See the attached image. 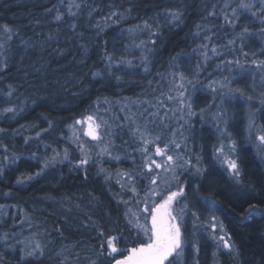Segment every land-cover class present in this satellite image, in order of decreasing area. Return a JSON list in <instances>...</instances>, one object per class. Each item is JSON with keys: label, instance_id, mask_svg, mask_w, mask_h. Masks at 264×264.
I'll use <instances>...</instances> for the list:
<instances>
[{"label": "snow or ice", "instance_id": "obj_1", "mask_svg": "<svg viewBox=\"0 0 264 264\" xmlns=\"http://www.w3.org/2000/svg\"><path fill=\"white\" fill-rule=\"evenodd\" d=\"M64 4L65 0H60V5ZM110 7L115 8L116 6L110 5ZM73 8L76 11H73ZM84 10H87L88 17H92L93 13L98 11V6L92 7L88 4V0H68L66 13L68 17L73 18V22L68 24L69 29L75 31L78 28L79 25L75 21ZM47 11L49 13L55 11L54 20L58 23L65 22V12L60 8L54 6L53 9ZM132 11L131 8L125 9L124 12L110 11L92 27L97 29V35H99L105 28L111 27L112 23L126 22L128 18L126 13L130 15ZM205 11L206 19L222 17L224 25L233 29L240 27L241 19L245 18L247 14L250 23L259 22L261 27L257 31L261 37H264V0H223V3L219 5L214 3L211 5V10L205 8ZM161 15L168 25L178 26L183 23L184 12L181 6L176 9L166 8L163 13L157 14V18L144 19L141 23L126 29L129 38L133 41L131 46L142 50V55L139 58L140 63L134 65L132 60L124 58L115 60L111 54L105 52L103 59L106 64V72H92V77H103L105 74L111 76L114 63L129 68L140 67L145 74H151L152 57L158 41L163 36L162 26L158 22ZM215 27L216 25L210 23L196 25L197 31L194 36L202 37L204 43L192 50V54H199V62L190 74H186L182 70L181 61L191 59L192 54L176 53L169 58V69L157 73L156 87H152L150 81L149 89L144 92L143 97L131 100L124 97L97 96L85 109L87 115L73 118L71 124L65 125L72 132V136L67 139L76 146V150L80 154V158L74 164L70 159L68 149H64L62 154L53 150L51 157L42 158L36 153H32L28 158L37 160L41 167L35 173H21V177L15 181L16 184L36 181L45 174L47 169L65 161L73 164L77 170L85 169L86 179V166L93 162L94 157L96 160H100L104 156L111 160L121 159L119 155H113L116 138H120L122 134L126 133L133 145L132 153L127 155V158L131 159L135 165L133 169L117 171L112 174L107 169L100 167L97 175L101 173L104 175L105 184L111 185L114 181L119 186V192H112L111 188H109V192H111V198L116 201L117 208L121 205L124 206L122 213L124 225L130 233H135V238L130 241L129 237L124 235L123 230L106 227L107 224L112 223L111 213L104 209L103 201L93 196L92 201H95V204L92 205L91 201L89 203L92 207L103 210L104 217H106L105 222L100 223L93 219L94 213L86 214L85 219L80 221L79 227L86 229L89 235L95 233L92 239L97 243L86 247L83 246L84 242L82 241L69 242L67 245L61 243L59 251L48 255V260H51L54 255L57 264H187L189 251L199 252V246L189 239V236L195 233L187 232L185 221L190 216L193 227H197L199 223L202 231L208 233L209 238L215 242L214 257L223 249L226 250V255L233 264H239L241 249L231 239L230 234L225 231L219 218L212 214L207 221L200 222L202 213L199 209L207 208L215 212L220 210L218 209L219 202L202 196L200 193L201 184L194 185L192 183L193 180L205 178L208 169L203 164V156L189 148V136L185 133L191 129L193 117L200 116L203 120L206 114H211L218 133V144L213 145V157L222 164L226 163L228 179L234 181L235 185L241 186L237 191L240 192L243 202L247 204V208L241 215H255L257 212L264 215V198H261L259 203H251V200L257 198L256 188L254 185L243 183L242 161L237 155L238 144L233 139V133L229 130L230 116L225 107V104L236 100L250 103L254 99H258L260 105L264 106V91L255 93L257 82L260 88H264V59L258 58V55H264V49H261L259 54L255 52L249 54L243 51L245 47L243 40L256 35L248 25L243 26L233 39L228 40L224 46L229 49L228 54L239 51L244 57V62L241 63L240 58H234L222 60L221 65L227 67L230 72L232 68H235L238 75L250 76L252 79L250 90L255 95H245V89L233 88L235 76L226 77L222 81L212 80L206 86L212 92V100L204 107L199 108V112H197L194 110V95L201 83L199 77L204 71L203 66L212 57H220L224 54L219 46L211 43L216 37ZM0 34L6 37L3 42H0V49H3L13 36L19 35V29L7 24L0 25ZM141 36L148 38L139 39ZM237 38L242 42L239 49L235 48ZM137 39H139L138 43H136ZM21 44L26 47L31 46L23 39H21ZM221 65H217V68H221ZM9 67L7 62H0V80H3L2 73L9 70ZM35 71L40 72V69L37 68ZM114 79L119 81L122 80V77L114 76ZM22 86L23 84L7 86V91L3 92V96L9 98L6 103H11L10 98L13 96L17 97L18 102L13 106L0 109V119L14 120L25 110L18 95ZM72 95L75 97L79 94L73 93ZM32 103L35 104L36 101L33 100ZM133 105L136 106L135 111H132ZM262 110L264 108L249 109L247 131L250 138L258 141L256 144L257 154L264 159V125L256 124L257 113ZM120 113H124V115L121 117ZM47 123L48 127L36 131L35 137H25V144H29L33 139L39 140L42 135L48 134L55 127L54 121L49 120ZM30 127L34 130L36 125ZM23 128L24 126L21 125V129ZM0 134H7V129L0 128ZM82 136L91 137L95 144L86 147ZM124 143L128 144L129 141H124ZM44 147L47 149L49 145L45 144ZM0 150L7 153L0 158V177H3L6 169L21 161L22 154L17 155L10 152L8 145L3 143H0ZM137 155L139 157L138 164L136 163ZM232 156H236V158L233 159ZM5 161L7 163H4ZM261 188H264V184H261ZM2 195L8 197L11 192H3ZM125 196L127 199L124 198ZM42 199L51 200L62 207L72 203L68 198H61L59 201L54 197ZM75 206L80 207L79 204ZM6 207V205L0 204V222H3V218L9 215L5 211ZM21 211L22 216L14 218V224L20 227L21 232H23L24 225H27L28 229L43 228V232L33 231L30 239L16 240L15 244L10 241L16 237V232L0 233V247L5 250L0 252V264H8L6 257L13 252L18 256L16 264H41V260L46 257L48 250L47 244L36 241L37 236L58 237L61 241L67 239L64 235L65 226L68 225L67 219L60 220L58 226L49 229L45 227L46 220L41 221L32 213ZM120 218L118 215L115 222L117 226ZM141 219L144 220V223H141ZM130 242L135 246L118 247V245H127ZM77 248H79V252L73 254V250ZM260 255L261 259L256 264H264V252ZM195 264H199V260H196Z\"/></svg>", "mask_w": 264, "mask_h": 264}, {"label": "trees", "instance_id": "obj_2", "mask_svg": "<svg viewBox=\"0 0 264 264\" xmlns=\"http://www.w3.org/2000/svg\"><path fill=\"white\" fill-rule=\"evenodd\" d=\"M67 3L68 0H65V4L61 6L60 0H0V25L7 24L19 29V35L13 36L5 44V47L0 49V62H7L10 66L9 70L2 73L3 80H0V109L13 106L18 102L17 97L13 96L10 98L11 103H6L9 98L4 97L3 92L7 91L9 84H23L18 95L25 109L14 120L0 119V128L7 129V134H0V143L8 145L10 152L17 155L22 154L21 161L6 169L5 175L0 177V204L6 205L5 209L10 213L16 209V213H12L14 218L20 217L16 205L21 209L23 207L26 212L32 213L39 220H46L45 227L49 229L58 226V222L62 219L68 221L64 232L66 240L50 242L52 240L43 235L35 238L38 242L51 243L50 248L52 249L46 252V257L42 258L41 264H57L54 255L51 260H48L47 256L59 251L61 243L67 245L69 242L82 241L85 247L97 243L96 240L92 239L95 233L89 235L86 229L79 227L80 221L85 219L86 214L94 213L93 219L100 223L105 222L106 217H104L103 210L92 207L95 204V201H92L93 196L103 201L104 209L111 213L112 223L107 224L106 227L123 230L124 235L128 236L130 241L135 238V233H130L124 225L122 218L124 206L121 205L117 208L116 201L111 198L109 188L115 192L114 188L117 189V187L113 185L114 183L105 184L102 177L94 178L89 175L94 168L88 167H92L94 161L86 166V179L85 169L72 168L67 161L47 169L45 174L36 181L25 184L15 183L21 177V173L31 174L39 170L40 163L37 160L28 159L32 153L41 157V152L47 151L50 147L59 149L63 144L67 147L71 160L80 158L76 146L67 139L71 136L65 125L71 124L73 118H81L87 115L85 109L97 96L130 98L146 90L144 85L136 87L134 83L129 84L130 82L126 80L135 77V75H142L143 69L140 67L129 68L114 63L111 76L105 74L103 77L95 78L91 74L88 77L83 75L82 68L90 70V73L95 72V70L105 73L106 64L103 59L105 52L111 54L115 60L124 58L132 60L134 65L139 64L142 50L131 46L133 41L125 30L141 23L144 19L157 18V14L163 13L166 8L176 9L182 6L184 12L182 24L178 26L175 24L168 25L162 15L158 18V22L162 26L163 36L156 45V51L152 57V69L157 67L159 73L165 72L169 69L171 56L180 52L192 54L193 49L204 43L202 37L194 36L197 31V24L210 23L216 25L214 29L216 37L211 43L219 46L224 54L220 57H212L203 66L204 71L199 77L201 83L194 95V110L199 112V108L204 107L212 100L210 89L201 91L207 85L208 80L222 81L226 77L235 76L238 79L235 80L232 87L245 89V95H253L250 90L252 84L250 76L238 75L235 68H232L230 72L227 67L221 65L222 60L234 58H240L241 63L244 62V57L239 51L228 54L229 49L224 47L228 40L233 39L243 26L248 25L256 35L243 40L245 45L243 51L249 54L254 52L259 54L261 49H264V37H261L257 31L261 25L258 21L250 23L247 14L245 18L241 19L240 27L235 29L224 25L222 17L206 19L205 8L211 10L212 4L219 5L223 3V0H88V4L92 7L98 6V11L93 13L92 17H88L87 10H84L75 21L79 25L75 31L68 27V24L73 22V18L67 16ZM110 5L116 7L112 8ZM54 6L65 12L64 23H58L54 20L55 11L51 13L47 11L53 9ZM128 8L133 9V11L130 15L126 13L128 17L126 22L112 23L111 27L105 28L103 32L97 35V29L92 25H95L101 17L110 11L124 12ZM73 11L76 9L73 8ZM147 38V36L139 37V39ZM5 39L6 37L0 34V42ZM21 39L27 41L28 45L31 46L26 47L21 44ZM139 39L136 40V43L139 42ZM241 43V40L237 38L235 48L239 49ZM198 57L199 54H192L191 59L181 61V68L186 74L194 71L199 62ZM258 58L264 59V55H258ZM217 65H221V68H217ZM37 68L40 69V72L35 71ZM114 76H121L122 80L118 81L114 79ZM261 91H264V88H260L257 82L255 93ZM73 93L79 95L74 97ZM33 100L36 101L35 104L32 103ZM225 107L230 116L229 130L233 133V139L238 144L237 155L242 161L243 183L255 186L257 198L250 202L259 203L260 199L264 198V188H261V184H264V159L257 154L256 142L250 140L248 132L243 131V127L240 126V122L244 124L246 121V118L242 116V119L240 115L248 113L250 108H264V106L260 105L259 100L254 99L250 103L236 100L225 104ZM209 117L211 114H206L201 121L198 116L193 117L191 119L192 127L188 131L189 135L187 134L189 136V148L203 156V164L208 169L205 178L193 180L192 183L194 185L201 184L200 193L202 196L219 202L218 209L220 210L215 212L207 208L199 209L202 213L200 222L207 221L212 214L216 215L223 223L225 231L230 234L231 239L241 249L239 264H256L261 259L260 254L264 252V215L259 212L255 215H241L247 208V204L243 202L240 192L237 191L241 186L235 185L234 181L228 179L229 173L226 171V163L222 164L213 157V145L218 144V133L212 126L213 121L208 120ZM49 120L55 122V129L46 135H42L39 140L33 139L29 144H25V137H35L36 131L48 127L47 121ZM256 124L264 125V110L257 113ZM21 125L24 126L23 129H21ZM31 125H36V128L33 130ZM57 132L60 134L57 135ZM45 144L49 145L47 149L44 147ZM42 147L44 148L43 151ZM6 154L0 150V158ZM210 157L213 159H209ZM233 157V159L236 158V156ZM138 161L136 158V162ZM121 164L124 165L121 168L128 170L135 166L132 160H124ZM95 166L96 164H94ZM113 170L115 169L113 168ZM9 191L11 192L10 196L4 197L2 195L3 192ZM189 195L191 196V192ZM44 197H54L57 201L61 198H68L72 203L62 207L51 200L42 199ZM124 198L127 199V196ZM90 201L92 205H90ZM76 204H79L80 207L77 208ZM34 209L36 211H33ZM118 215L121 218L117 226L115 222ZM185 222L188 233L192 232L193 229L196 233L201 230L199 223L197 227H193L190 216L186 218ZM26 228L24 225L23 232H21L20 227L14 224V219L9 217H4L3 222H0V233L13 231L17 233L16 237L10 241L13 244L16 243V240L25 238L27 231L28 235L33 231L43 232V228ZM196 236L199 241V264H204L208 257L207 248L212 244L204 236L203 231H200ZM27 238L29 237L27 236ZM119 246L133 247L135 245L130 242L127 245ZM4 251L0 247V252ZM77 252H79V248L73 250V254ZM225 256L223 254L224 261L233 264L232 260ZM6 258L8 264H16L18 256L13 252Z\"/></svg>", "mask_w": 264, "mask_h": 264}, {"label": "rangeland", "instance_id": "obj_3", "mask_svg": "<svg viewBox=\"0 0 264 264\" xmlns=\"http://www.w3.org/2000/svg\"><path fill=\"white\" fill-rule=\"evenodd\" d=\"M194 68V67H193ZM195 69V68H194ZM206 75V74H205ZM236 79H238V77H236ZM235 79V80H236ZM212 80H214V79H212ZM212 80H208L206 83H207V85L209 84V82L210 81H212ZM237 83V82H236ZM234 88H236V87H234ZM253 95H255V93H253ZM255 100H258V99H255ZM136 110V106L135 105H133L132 106V111H135ZM242 110V109H241ZM120 115H121V117L124 115V113H120ZM209 115V114H208ZM241 116V118H242V116H243V118H246L245 120V123L243 124L242 122H240V126H242L243 127V131H247V125H248V113H245L244 115H240ZM239 116V117H240ZM242 118V119H243ZM198 119L201 121L202 119L200 118V116H198ZM208 120H212L211 119V117H209V119ZM212 126L213 127H215V124H214V122H212ZM259 126V125H258ZM87 126L85 125V128H86ZM69 130V129H68ZM216 130V129H215ZM28 132V131H27ZM69 134H70V136H72V132L69 130ZM248 132V131H247ZM186 135L188 134L189 135V133L188 132H186L185 133ZM82 139L86 142V144H85V146L87 147V146H92V145H94L95 144V142L94 141H92L91 140V137H88V136H82ZM124 141H129V143L128 144H125V143H122V142H124ZM197 142V141H196ZM255 142H256V144L258 143V141H256L255 140ZM198 143V142H197ZM188 144H189V141H188ZM132 147H133V145H132V143H131V141H130V137L126 134V133H124V134H122V136L120 137V138H116L115 139V148H114V150H113V155H119L120 157H121V159L120 160H111V159H109L107 156H104V157H102L100 160H96L95 159V157L93 158V161H94V163H93V165H92V167H88V168H100V167H103L101 164L105 161H108V162H110L111 163V165H105L106 167H112L113 166V168L115 169V170H113V168L112 169H108V168H105V169H107L109 172H111L112 174H115L117 171H122V170H128V169H125V168H121L122 166H124V165H122L121 163H123L124 162V160H131V159H129V158H127V155L128 154H131L132 153ZM44 150V148L42 147V151ZM53 150H56V151H59V152H61V154L63 153L61 150H59V149H55L54 147H50L47 151L45 150V151H43V152H41V154H42V158L43 157H51L52 155H53ZM98 150V149H97ZM225 151L227 152V149H225ZM232 158H234L233 156H232ZM137 159L139 160V157H138V155H137ZM209 159H213L212 157H210ZM72 161H73V164H74V162L76 161V160H74V159H72ZM67 161H65L64 163H66ZM69 163V162H68ZM137 164L139 163V161L138 162H136ZM57 164H60V163H57ZM73 164H70V167H72V168H75L74 166H73ZM94 164H96V166L94 167ZM131 164V163H130ZM40 167H41V164H40ZM135 167V166H134ZM113 185L114 186H116L117 187V189L116 188H114V191L115 192H119V186L118 185H116L115 184V182L113 181ZM135 210V209H134ZM5 211L9 214L8 216H6V217H9L10 219H14V214H12L13 212L14 213H16V209H13V211H11L12 213H10V212H8V210L7 209H5ZM17 212H18V214L20 215V216H22V211H18L17 210ZM26 212V211H25ZM141 223H144V220L143 219H141ZM149 223H150V218H149ZM185 224H186V222H185ZM26 227H27V225H25ZM26 229H28V227L26 228ZM26 229H25V231H26ZM200 231H202V229L200 230ZM199 231V232H200ZM198 232V233H199ZM190 234L191 233H195L194 235H190L189 236V239H190V241L192 242V243H195V244H197L198 245V239H197V234L198 233H196L195 231H194V229H193V231L192 232H189ZM219 234V233H218ZM27 236L29 237V239L31 238V234L30 235H28V231H27V233H26V235L24 236L25 238H22L21 240H25L26 238H27ZM204 236L210 241V243L212 244V245H210V247H208L207 248V255H208V257L205 259V262H204V264H232L231 262H225L224 261V258H223V254H220V253H225V255H226V250H223V249H221L220 250V253H217V255L214 257V255H213V253H214V251H216V249H215V242L214 241H212L210 238H209V234L208 233H205L204 232ZM37 241V240H36ZM38 242V241H37ZM188 258H187V264H195V261L196 260H198V252H196V251H194V250H190L189 251V254H188V256H187ZM226 258H227V255L225 256Z\"/></svg>", "mask_w": 264, "mask_h": 264}, {"label": "bare ground", "instance_id": "obj_4", "mask_svg": "<svg viewBox=\"0 0 264 264\" xmlns=\"http://www.w3.org/2000/svg\"><path fill=\"white\" fill-rule=\"evenodd\" d=\"M96 71V70H95ZM82 72H83V75H85V76H89L91 73H90V70H88V69H85V68H82ZM157 73H159V68H153V69H151V74H145L144 72H142V75H135V77H131V78H127L126 80H127V82H130L129 84H135V86L136 87H139L140 85H144V89H146L145 91H147L148 89H149V82L151 81L152 82V87H156V81H157V79H158V76H157ZM207 86V85H206ZM203 87V89L201 90V91H205L206 89H209V88H207V87ZM145 91H143V92H140L139 94H136V96H133V97H130L129 99H131V100H136L138 97H143V95H144V92ZM128 98V97H127ZM55 129V127L52 129V130H54ZM67 129V128H66ZM198 129H200V128H198ZM199 131V130H198ZM62 132V131H61ZM60 133H58L57 132V135H59ZM59 137H62V136H59ZM250 140H253V141H255L254 139H252V138H249ZM122 143H124V142H122ZM64 149H67V147L65 146V145H61L60 147H59V150H61L62 152H63V150ZM70 155V154H69ZM102 166H103V168H108V169H112L113 168V166L112 167H106L105 165H111V163L110 162H108V161H104L102 164H101ZM77 171V170H76ZM98 171H99V169L96 167V168H94L91 172H90V176H92V177H102V178H104V175L101 173L100 175H97V173H98ZM82 173V172H81ZM15 207V206H14ZM16 208L18 209V211H21V210H23V212H25V209L22 207V209L21 208H19L17 205H16ZM50 240H52V241H54V242H58V241H60V239L58 238V237H53V238H50ZM40 243H42V244H47V252H49V251H51V249L52 248H50V245H51V243H45V241L44 242H40Z\"/></svg>", "mask_w": 264, "mask_h": 264}]
</instances>
